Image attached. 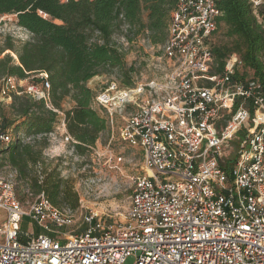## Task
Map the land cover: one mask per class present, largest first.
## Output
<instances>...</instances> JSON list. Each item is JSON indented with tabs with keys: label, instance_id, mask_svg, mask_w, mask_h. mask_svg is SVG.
<instances>
[{
	"label": "built area",
	"instance_id": "built-area-1",
	"mask_svg": "<svg viewBox=\"0 0 264 264\" xmlns=\"http://www.w3.org/2000/svg\"><path fill=\"white\" fill-rule=\"evenodd\" d=\"M249 1L264 26V0ZM221 15L218 0H178L163 46L171 66L164 81L123 89L112 83L95 96L113 116L146 95L119 128L120 139L143 157L125 220L107 222L92 212L77 226L74 211L43 192L25 205L17 172H0V264H125L131 256L134 264H264V86L236 78L244 69L240 56H228L213 73ZM38 77L35 84L5 76L1 99L28 94L52 108L48 75ZM57 134L77 143L64 119L48 136ZM23 137L0 127V153L15 138L31 140ZM236 141L240 151L229 171L222 163ZM97 155L133 162L109 146ZM26 217L39 233L22 232Z\"/></svg>",
	"mask_w": 264,
	"mask_h": 264
},
{
	"label": "trees",
	"instance_id": "trees-1",
	"mask_svg": "<svg viewBox=\"0 0 264 264\" xmlns=\"http://www.w3.org/2000/svg\"><path fill=\"white\" fill-rule=\"evenodd\" d=\"M177 4L178 0H0V16L16 15L18 26L29 33L19 47L7 40L1 50L0 54L11 50L18 62L11 54L0 58V84L8 75L28 79L40 73H46L51 84L52 108L28 94H12L9 103L0 97V127L31 138H15L3 150L5 161L17 172V194L29 189L35 195L45 193L61 209L78 206L79 196L61 177L59 163L44 155L48 135L64 119L77 141L72 144L76 153L84 155L97 144L109 121L94 107L96 93L89 81L122 71L125 84L132 86L134 68L127 65L125 42L119 37L130 45L145 37L153 46H164ZM218 6L222 15L215 34L223 28L229 43L213 42V73L224 69L228 56L239 54L244 68L253 70L264 86V26L251 2L218 0ZM260 13L264 20V8ZM239 77L246 76L239 71ZM40 82L39 77L33 81ZM65 100L72 102L69 108ZM233 144L228 162L222 163L229 171L240 151L239 142Z\"/></svg>",
	"mask_w": 264,
	"mask_h": 264
},
{
	"label": "rangeland",
	"instance_id": "rangeland-1",
	"mask_svg": "<svg viewBox=\"0 0 264 264\" xmlns=\"http://www.w3.org/2000/svg\"><path fill=\"white\" fill-rule=\"evenodd\" d=\"M28 38L29 33L18 26L16 15L9 14L0 16V52L4 48L7 40H10L16 47H19ZM119 38L125 42L127 65L128 67L132 66L134 68L131 75L133 85L127 86L125 84L122 71H117L113 74H100L92 78L88 83L96 95L100 94L112 83H116L119 88L123 89L137 88L139 84L147 85L152 81H164L166 74L171 71V66L164 56L163 46H153L145 37H140L138 43L132 45L128 44L124 38ZM213 42L215 45L229 43L223 28L213 36ZM5 53L11 54L18 62V57L11 50H6ZM236 56L240 55L236 54ZM262 58L264 60V55ZM240 72L246 77H254L253 70L244 68ZM35 78L31 76L27 79V82L33 83ZM145 97L146 95L140 96L123 111L116 110L113 116L97 102H94V107L101 110L106 118H108L109 128L101 134L94 148L86 154L81 155L76 153L75 148L69 143L63 142L61 137L62 140L59 138V140L54 142L57 144L53 143L56 146V148H53L55 152L65 150V153L50 158H52L53 164L59 163L58 170L60 171L61 177L69 180L70 186L79 196V204L76 208H72L69 204L63 205L62 208L65 210L72 209L74 211L77 226L82 225L85 216H88L92 212L98 213L99 218L107 222H121L125 220L133 188L131 177L141 173L143 170L139 147L132 148L129 144L122 141L119 137V128L124 123V119L128 113L136 110ZM4 101L9 103L11 100L6 98ZM63 104L65 108H69L72 102L65 100ZM20 134L22 137H25L23 132ZM108 146L115 154H123L127 161L133 159V162H103L98 157L97 151L102 152ZM4 156L5 154L3 152L0 155V172L8 175L12 171V167L3 159ZM64 158L68 162H61V159L64 160ZM18 195L25 205H28L36 198V195L29 189H25L23 193ZM3 218L4 212L0 211V219ZM21 229L22 232H28L30 234H37L41 231L40 226L28 217L23 219ZM134 262L135 257L131 256L126 260L125 264H134Z\"/></svg>",
	"mask_w": 264,
	"mask_h": 264
},
{
	"label": "crops",
	"instance_id": "crops-1",
	"mask_svg": "<svg viewBox=\"0 0 264 264\" xmlns=\"http://www.w3.org/2000/svg\"><path fill=\"white\" fill-rule=\"evenodd\" d=\"M5 52H6V51H5ZM5 52H4L3 54H0V58L4 57V56L6 55ZM10 102H11V101H10ZM60 137H61L60 134H57V136H55V137H53V138H50V137H49L50 145H49V147L46 148L45 151H44V155H45V157H47V158H49V159H52V158H50V157H54V156H56V155H60V154H64V153H65V150L62 151V152H55V149H53V148H56V146L53 145V143H54L55 141L59 140ZM60 139H61V138H60ZM61 140H62V139H61ZM62 141L65 142V143H68V142H66V141H64V140H62ZM54 144H57V143H54ZM69 144H70V143H69ZM70 145H72V144H70ZM52 146H54V147H52ZM72 147L74 148L73 145H72ZM140 152H141V156H142V151L140 150ZM2 153H3V151L0 153V155H1ZM6 156H7V155H5L3 159H5ZM142 160H143V157H142ZM61 162H68V161L64 158V160L61 159ZM11 170H13V168H11Z\"/></svg>",
	"mask_w": 264,
	"mask_h": 264
}]
</instances>
